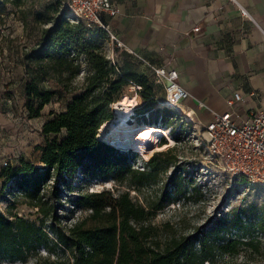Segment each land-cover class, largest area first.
<instances>
[{
	"label": "trees",
	"instance_id": "trees-1",
	"mask_svg": "<svg viewBox=\"0 0 264 264\" xmlns=\"http://www.w3.org/2000/svg\"><path fill=\"white\" fill-rule=\"evenodd\" d=\"M2 1L17 6L24 2ZM64 4L65 0H47L33 11L38 20L47 18L52 25L43 27L37 43L24 52V96L31 118L40 117L57 97L68 101L42 127L44 142L35 148L39 162L22 159L0 171L4 185L15 180L16 191L37 209L40 223L17 213H0V259L36 257V264H206L217 253L238 252L244 244L239 239L219 243L214 233H184L169 223H156L166 202L187 193L174 148L155 152L141 169L135 167L137 151L129 157L98 134L113 118V104L132 82L142 87L138 91L142 104L136 113L156 108L160 86L146 73L127 70L129 63L121 59L119 48L114 50L113 64L81 24L71 23ZM90 31L106 34L101 29ZM84 66L85 81L77 87L73 80ZM50 79L57 81L59 89L47 84ZM161 140L167 144L164 137ZM171 168L170 187L165 186L163 193L156 191L159 197L148 205L131 195V190L159 186L161 176ZM78 171L84 184L112 181L116 188L90 191L80 186L76 192L73 182ZM68 205L77 217L65 222L62 212Z\"/></svg>",
	"mask_w": 264,
	"mask_h": 264
},
{
	"label": "rangeland",
	"instance_id": "rangeland-1",
	"mask_svg": "<svg viewBox=\"0 0 264 264\" xmlns=\"http://www.w3.org/2000/svg\"><path fill=\"white\" fill-rule=\"evenodd\" d=\"M46 1L24 0L21 6H17L11 1L0 0V9L5 8V11L0 13V171L7 164L17 165L22 159L39 162L40 154L35 148L44 142L42 127L52 117V112L62 111L68 101L67 99L59 101L57 97L37 118H31L25 106L26 74L23 55L37 43L41 29L52 25L47 18L40 21L33 13ZM60 12H63L62 7ZM70 21L81 24L87 31L86 35L98 41L110 57L116 47L110 44L111 39L106 34L91 32L82 21L72 18ZM120 56L124 58L122 54ZM128 63L127 70L139 67L138 72L148 74L153 80V74L148 66H141L132 61ZM86 74L87 67L84 66L82 72L73 80L74 85L81 87ZM47 84L59 89L56 80L50 79ZM136 93L135 88L129 85L119 101L133 106L136 120L134 124L148 122L168 128L174 143L165 149H156L153 154L169 147L174 148L173 152L179 158L187 190V193L179 194L166 202L165 207L157 214L156 223L158 225L169 223L174 229L184 233L197 231L214 233L219 243L228 238H236L244 243L239 245L238 252L217 253L213 260L206 264H264V188L249 184L244 178L230 175L216 164L207 149L199 146V132L195 124L188 121L182 112L158 106L149 112L136 113L135 109L138 106L131 102L134 96L137 97ZM164 99V95L160 97V100ZM163 137L169 143V137L167 135ZM163 137L160 138V145ZM122 150L129 157L134 156L131 151H137L133 147ZM137 153L135 167L143 169L149 158L139 151ZM172 171L173 168L161 176L159 186L144 187L141 192L131 190V195L148 205L159 197L156 191L163 193V188L169 185ZM84 179L82 172L78 171L73 182L76 192L80 186L90 191L116 188L112 181L93 180L84 184ZM15 184L14 180L4 185L0 175V213L7 216L17 213L30 221L40 223L41 216L37 209L30 206L28 200L16 191ZM66 194L64 191V195ZM67 207V210L62 212L65 222L70 221L73 216V219L77 217L75 214L72 215L71 206ZM41 253L46 254L44 249H41ZM36 261V257H31L27 261L0 259V264H36Z\"/></svg>",
	"mask_w": 264,
	"mask_h": 264
},
{
	"label": "crops",
	"instance_id": "crops-1",
	"mask_svg": "<svg viewBox=\"0 0 264 264\" xmlns=\"http://www.w3.org/2000/svg\"><path fill=\"white\" fill-rule=\"evenodd\" d=\"M112 2L119 14L110 18L111 32L123 47L110 44L119 48L124 63L147 66L139 56L161 66L174 57L172 67L190 93L181 105L191 121L209 122L214 111L226 109V97L237 90L244 96L243 115L264 108V0H237L253 19L242 16L230 0ZM196 25L200 31L186 36ZM159 86L160 99L165 93Z\"/></svg>",
	"mask_w": 264,
	"mask_h": 264
},
{
	"label": "built area",
	"instance_id": "built-area-1",
	"mask_svg": "<svg viewBox=\"0 0 264 264\" xmlns=\"http://www.w3.org/2000/svg\"><path fill=\"white\" fill-rule=\"evenodd\" d=\"M230 1L237 5L242 16L253 19L237 0ZM64 5L70 18L84 22L89 29H101L109 35L112 44L123 47L111 32L110 18L119 14L118 6L112 0H65ZM200 29L201 27L196 25L186 31L185 35L190 37L192 32H199ZM137 57L150 68L153 81L163 86L165 99L162 101L157 98L156 107L170 108L162 105L166 101L181 105L190 96L179 82V72L172 67L174 57L171 56L161 66L151 65L145 59ZM109 58L113 64H116L114 49ZM131 85L137 91L136 95H139L138 91L142 87L133 82ZM225 103L226 109L220 112L214 111L209 122L190 121L195 124L199 132L198 144L207 149L211 159L225 172L244 178L249 184L264 188V108L251 110L248 115H243L241 106L244 103V96L240 90L226 97ZM141 104L142 98L136 106ZM204 106L200 103V107Z\"/></svg>",
	"mask_w": 264,
	"mask_h": 264
},
{
	"label": "bare ground",
	"instance_id": "bare-ground-1",
	"mask_svg": "<svg viewBox=\"0 0 264 264\" xmlns=\"http://www.w3.org/2000/svg\"><path fill=\"white\" fill-rule=\"evenodd\" d=\"M139 97H133L131 102L136 105ZM164 106L174 108L178 111L185 112L182 105L175 104L171 101L163 102ZM113 118L105 122L99 130L98 138L111 143L117 147L128 149L136 148L146 158H150L153 152L159 148H166L174 143V139L170 137L168 128L161 124L142 123L134 124L136 120L134 108L127 102H115L113 104ZM189 121L190 115L186 113ZM169 137V143L160 145V138L163 136ZM134 136V137H133Z\"/></svg>",
	"mask_w": 264,
	"mask_h": 264
},
{
	"label": "water",
	"instance_id": "water-1",
	"mask_svg": "<svg viewBox=\"0 0 264 264\" xmlns=\"http://www.w3.org/2000/svg\"><path fill=\"white\" fill-rule=\"evenodd\" d=\"M112 108H113V106H112ZM110 144H111V143H110ZM119 148L124 149V148H122V147H119Z\"/></svg>",
	"mask_w": 264,
	"mask_h": 264
}]
</instances>
